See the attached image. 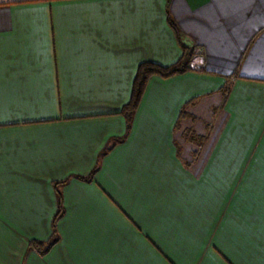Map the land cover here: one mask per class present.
I'll list each match as a JSON object with an SVG mask.
<instances>
[{
	"label": "crops",
	"instance_id": "crops-1",
	"mask_svg": "<svg viewBox=\"0 0 264 264\" xmlns=\"http://www.w3.org/2000/svg\"><path fill=\"white\" fill-rule=\"evenodd\" d=\"M170 19L205 67L151 76L126 135L139 64L183 55ZM195 176L204 264H264V0H0V264H163Z\"/></svg>",
	"mask_w": 264,
	"mask_h": 264
},
{
	"label": "trees",
	"instance_id": "trees-1",
	"mask_svg": "<svg viewBox=\"0 0 264 264\" xmlns=\"http://www.w3.org/2000/svg\"><path fill=\"white\" fill-rule=\"evenodd\" d=\"M170 25L175 31L180 41L183 50V55L176 63L171 64L169 66H164L153 61H144L139 64L132 85L131 97L120 111L126 121V135L130 132L132 128L135 113L142 101V98L146 90V86L151 76L159 75L161 77L167 78L193 69L191 67V61L193 60L194 57L193 48H190L185 43H183L177 25L171 19H170ZM124 138L125 136L118 138L116 140L119 141V140H123ZM94 172L90 176H86V177L79 176L78 178L82 180L92 181L94 179ZM67 181L68 180L56 182L55 184L58 193V212L56 213V215L52 220L51 237L47 241L34 239L30 242V246L37 248L40 251V253L43 255L47 254L50 251V249L60 240V235L58 232V221L65 213V207L63 203L62 192L58 187L59 185L64 184Z\"/></svg>",
	"mask_w": 264,
	"mask_h": 264
},
{
	"label": "rangeland",
	"instance_id": "rangeland-1",
	"mask_svg": "<svg viewBox=\"0 0 264 264\" xmlns=\"http://www.w3.org/2000/svg\"><path fill=\"white\" fill-rule=\"evenodd\" d=\"M193 50L195 51V48ZM191 67H192V61H191ZM192 138L194 139L195 144H194V147H192L190 149L192 156H193L192 160H189L191 164L188 163L187 159H185L181 156H180V163H182L185 166H191L194 169H196L201 162L200 155H197L196 153H198L202 150V143H201L202 140L199 136H197V134H194ZM179 151H180V153L183 152V147L181 145H179ZM202 184H203L202 177L199 178L198 176H195L194 183H193V186H194L195 191H196L195 197H194V202L189 206L179 205L178 208L177 207L174 208L175 212L177 211L176 213H179L181 216H184V217L189 216V217H186L185 219H187V218H193L194 219L193 223L189 224L188 229L186 227L182 226L183 227L182 230H186L188 232H191L192 235H190V237L188 239H186L189 242L187 245H185L186 248L179 247L180 243L178 244V241H176L175 243L173 242L174 244L169 246L168 249L167 248H163V249L159 248V251L162 253L163 264H185V262H187V261H188V263L190 262L189 264H204V258L205 257L208 258V256H206L207 254H204L205 251L203 248H204V246H205L204 244L206 242H207V246L208 247L210 246L209 241H208V239L202 240L203 230H204V226L202 224V220H203ZM186 235H187V233L182 234L181 236L183 237ZM208 247L206 249H209ZM173 248L175 250H173ZM157 249H158V247H157ZM187 250L189 251V253L190 252L194 253V255H193L194 259H192L191 261L186 260L188 258V255H186ZM172 251H175L179 255V256H177L179 263L176 262L172 256H170V253ZM214 251H216V249H214ZM207 252H208V250L205 253H207ZM129 258L130 257H128V259Z\"/></svg>",
	"mask_w": 264,
	"mask_h": 264
},
{
	"label": "built area",
	"instance_id": "built-area-1",
	"mask_svg": "<svg viewBox=\"0 0 264 264\" xmlns=\"http://www.w3.org/2000/svg\"><path fill=\"white\" fill-rule=\"evenodd\" d=\"M205 67V58L203 50L200 47H196L194 51V58L192 60V68L196 70H202Z\"/></svg>",
	"mask_w": 264,
	"mask_h": 264
}]
</instances>
